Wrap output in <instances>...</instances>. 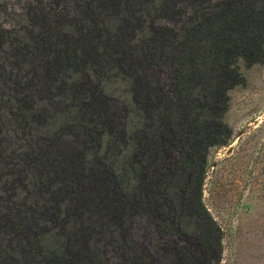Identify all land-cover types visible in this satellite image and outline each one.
Wrapping results in <instances>:
<instances>
[{"label":"trees","instance_id":"16d2710c","mask_svg":"<svg viewBox=\"0 0 264 264\" xmlns=\"http://www.w3.org/2000/svg\"><path fill=\"white\" fill-rule=\"evenodd\" d=\"M264 0H0V264H221L204 202Z\"/></svg>","mask_w":264,"mask_h":264},{"label":"rangeland","instance_id":"374dc122","mask_svg":"<svg viewBox=\"0 0 264 264\" xmlns=\"http://www.w3.org/2000/svg\"><path fill=\"white\" fill-rule=\"evenodd\" d=\"M2 1L11 13L25 0ZM241 71L225 115L232 140L210 153L203 197L225 233L221 264H264V65Z\"/></svg>","mask_w":264,"mask_h":264}]
</instances>
